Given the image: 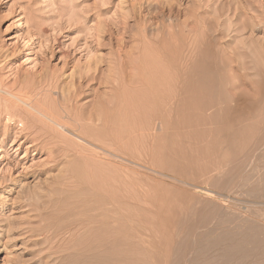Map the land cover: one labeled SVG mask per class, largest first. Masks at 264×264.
Wrapping results in <instances>:
<instances>
[{
    "label": "rangeland",
    "instance_id": "obj_1",
    "mask_svg": "<svg viewBox=\"0 0 264 264\" xmlns=\"http://www.w3.org/2000/svg\"><path fill=\"white\" fill-rule=\"evenodd\" d=\"M160 54L164 91L112 85ZM15 95L59 115L101 107L116 155L78 148ZM78 153L102 161L97 179L77 176ZM2 214L21 236L0 264H264V0H0Z\"/></svg>",
    "mask_w": 264,
    "mask_h": 264
},
{
    "label": "bare ground",
    "instance_id": "obj_2",
    "mask_svg": "<svg viewBox=\"0 0 264 264\" xmlns=\"http://www.w3.org/2000/svg\"><path fill=\"white\" fill-rule=\"evenodd\" d=\"M220 25L222 26V24H220ZM157 55H159V54H157ZM157 55H156V59L152 58L153 56H151V58H150V57H146L143 55V57H141L142 62L135 61L133 63V65L135 68H137V70L134 71V73L127 74V72L125 73L124 71L122 72L121 70L118 71L117 69H114L109 75V77L113 81L112 85L120 83L126 77V79L124 81L125 85H126L128 80L137 79L136 83L139 84V86L146 87L147 91H148V87L151 86L152 80H156L158 85L160 86L161 91H164L165 85H164L162 78L164 79L165 74H163V73H164V71L167 70V67L165 65L166 60L164 61V65L166 68L164 69L163 72L160 71L161 74H159L158 67L160 64L163 63V62L160 63L161 60L163 61V59H165V58H163L164 56L161 54H160V56H157ZM158 63H159V65H157ZM151 74H153V75L151 76ZM146 88H144V89L146 90ZM67 93H68V95L72 94V92L69 90V88L67 90ZM74 93L75 94H73V95H76V90H74ZM145 94H147V93H145ZM144 95H143V98L145 100H147L148 96L146 95L147 96L146 97ZM14 97H15V99L18 100V102L20 101L23 104V105H21V110H23L25 113H27L29 117L37 119L39 121V123H42L43 125L48 127L50 130L60 134L64 138H67L68 136H70L73 139L72 143L76 146H79L78 148L85 149V150L87 149L91 152V154L94 157L100 156L101 159L105 158L104 154L108 155V156L116 155L114 152L105 149L104 146L100 144L101 138L103 136V131H102L103 124L101 127L99 126L100 122L103 121L102 118L100 117V112L102 110L101 107H98L97 109H95L96 113L98 114L96 116V118H93L89 114L87 117L84 118L83 116H81V114L80 115L75 114L74 116H71L66 108H62L61 109L62 114L59 115L58 113L54 112L49 105H48L49 107L48 106H41V104H37L36 99L32 100L30 97H19V95H15ZM160 98H161V104H162L164 101V98H165L163 93H161V95L158 97V99H160ZM139 99H141V98H139ZM108 101H116L117 102L118 106L116 108V111H114V113H116L117 115H118L117 111H120L122 108L126 109L127 107H129V104H130L124 98L112 99V100H108ZM119 102H121V103H119ZM7 115H8V117L9 116L11 117V112H8ZM69 120L73 121L76 125H73V127H72L70 125L71 123ZM24 123H26V122L21 119V125L24 128H27ZM161 124H162V121L158 120L154 124V128L160 127ZM67 161L70 165H72L74 167L75 171L78 173L77 176L80 177L81 170H85V171L92 170L94 178L95 179L98 178L97 172L100 170L99 167L102 166L101 165L102 161L101 162H93V161L89 160V157L86 154L83 155L81 153L75 154L72 160H67ZM73 185L79 186V184L77 182H74ZM114 201H115V199H114ZM115 202L113 203L114 206L113 207L108 206V210H107L108 211L107 212L108 213L107 218H109V220L111 221V224L109 223L110 227L112 225L113 226L118 225V214H117V207H116ZM103 205L104 204H97V205L93 206V210L96 214L95 222H94L95 227L100 226V228H103V225L105 224V222H103V218L105 216ZM5 218H6L5 215H3V214L0 215V248H2L0 250H3V251L5 250V247L7 245V242L3 241V239L5 237L21 236V232L19 230L18 231L12 230L13 231L12 232L9 229L10 228L9 226L11 224L6 225L7 220L4 221L5 225L1 223V221L3 219L5 220ZM11 228H12V226H11ZM6 240L8 241L11 239L8 238ZM2 264H7V262L2 261ZM12 264H15V263H12Z\"/></svg>",
    "mask_w": 264,
    "mask_h": 264
}]
</instances>
